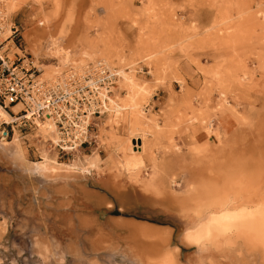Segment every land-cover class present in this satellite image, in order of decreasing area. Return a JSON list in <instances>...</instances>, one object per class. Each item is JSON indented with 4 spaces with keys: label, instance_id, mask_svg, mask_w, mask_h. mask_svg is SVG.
<instances>
[{
    "label": "rangeland",
    "instance_id": "1",
    "mask_svg": "<svg viewBox=\"0 0 264 264\" xmlns=\"http://www.w3.org/2000/svg\"><path fill=\"white\" fill-rule=\"evenodd\" d=\"M8 10L20 29L0 46L9 65L27 60L52 79L103 61L119 80L78 151L45 137L46 119L0 104L14 120L0 119V264H264V248L201 252L184 239L229 212L235 189L241 205L264 192V0H10ZM139 139L142 164L129 172ZM198 187L206 194L186 201Z\"/></svg>",
    "mask_w": 264,
    "mask_h": 264
},
{
    "label": "built area",
    "instance_id": "2",
    "mask_svg": "<svg viewBox=\"0 0 264 264\" xmlns=\"http://www.w3.org/2000/svg\"><path fill=\"white\" fill-rule=\"evenodd\" d=\"M10 0H0V46L19 32L8 10ZM10 32V36L4 35ZM3 49V48H2ZM7 58V62L5 60ZM0 53V104L20 105L22 117L48 118L57 131L62 151H78L92 140L94 119L108 111L119 75L107 63L98 61L71 68L52 79H42L38 69L24 60L9 65Z\"/></svg>",
    "mask_w": 264,
    "mask_h": 264
},
{
    "label": "clouds",
    "instance_id": "3",
    "mask_svg": "<svg viewBox=\"0 0 264 264\" xmlns=\"http://www.w3.org/2000/svg\"><path fill=\"white\" fill-rule=\"evenodd\" d=\"M205 194L202 187H198L196 191H190L185 200H195ZM233 196L235 198L232 199V206L228 209L232 218L226 227L214 226L198 239L190 237L186 231L185 241L198 247L201 252L232 249L241 242L264 248V192H261L258 202L243 205L238 201L241 197L246 198L247 193L237 188Z\"/></svg>",
    "mask_w": 264,
    "mask_h": 264
},
{
    "label": "bare ground",
    "instance_id": "4",
    "mask_svg": "<svg viewBox=\"0 0 264 264\" xmlns=\"http://www.w3.org/2000/svg\"><path fill=\"white\" fill-rule=\"evenodd\" d=\"M16 4V3H15ZM11 34L10 33H6L4 35V38L9 37ZM81 60V59H80ZM41 78V75H40ZM20 105H16L14 106V110L17 112H20ZM134 108V107H133ZM30 120L37 122V121H41L42 119H46L44 121L49 120L48 118H42V119H32L31 116L28 117ZM0 119H2L4 121L5 124H11L14 122L13 117H11L3 108L0 107ZM1 120V121H2ZM43 121V122H44ZM51 121V120H50ZM46 122H37L40 123L39 126L41 127V132L43 133V135L46 136H50L51 139H53L54 141H57V138L54 136L55 132H56V136H57V131H56V126L55 124L51 121ZM38 125V124H37ZM142 140V139H139ZM137 141V140H136ZM133 146V145H132ZM134 149L131 148L132 153L129 154L127 157V160L125 162V164H122L123 167L131 172V171H136V169L142 164V158L141 155L143 153V148H144V143L142 140V145L136 144V146H133ZM135 148H138L139 150L136 151ZM91 163L92 164H98V157L94 156L91 158ZM45 166V165H44ZM43 167V166H41ZM45 168V167H44ZM231 215L229 212H222L216 216H213L212 218L208 219L207 221L201 223L196 229L189 231V236L192 238H199L204 232H207L211 229V227L213 226H217V227H226L228 225V223L231 220ZM150 229V228H149ZM147 230V229H146ZM145 230V231H146ZM148 231V230H147ZM156 231V230H155ZM161 231V230H160ZM160 235V233H158ZM164 234V233H163ZM142 235V234H141ZM156 235V234H155ZM148 236V235H147ZM146 236V237H147ZM157 236V235H156ZM160 236H164V235H160ZM153 237V236H152ZM158 237V236H157ZM162 240H164L163 238H161ZM187 243V242H186ZM188 244V243H187ZM171 254V253H170ZM169 255V254H168ZM172 255V254H171ZM164 258V257H163ZM166 259V258H165ZM160 260H164V259H160ZM159 262V261H157ZM174 261L172 259V257L166 259V262L162 261L159 264H173ZM156 264V263H155ZM175 264V263H174Z\"/></svg>",
    "mask_w": 264,
    "mask_h": 264
},
{
    "label": "crops",
    "instance_id": "5",
    "mask_svg": "<svg viewBox=\"0 0 264 264\" xmlns=\"http://www.w3.org/2000/svg\"><path fill=\"white\" fill-rule=\"evenodd\" d=\"M90 160H91V159H90ZM89 165H90V166H95V165H97V164H92L91 161H89ZM47 168H49V166H47ZM165 258H166V255L164 256V258H162V259H164V260H158L159 262L156 261L155 263H156V264H159V263L162 262V261L166 262V259H167V258H166V259H165ZM155 263H154V264H155Z\"/></svg>",
    "mask_w": 264,
    "mask_h": 264
}]
</instances>
